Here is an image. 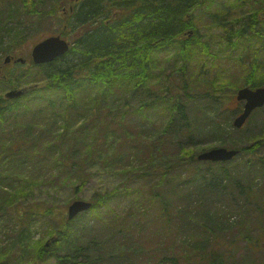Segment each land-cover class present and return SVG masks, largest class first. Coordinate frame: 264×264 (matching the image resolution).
Listing matches in <instances>:
<instances>
[{"label": "rangeland", "instance_id": "rangeland-1", "mask_svg": "<svg viewBox=\"0 0 264 264\" xmlns=\"http://www.w3.org/2000/svg\"><path fill=\"white\" fill-rule=\"evenodd\" d=\"M34 1L41 6L32 14L26 12L20 0H8L18 3V9H14L18 12L14 13L15 20L7 21L13 27L11 32L1 34L0 38L1 97H5L12 88L31 84L45 86V76L41 70L30 67L31 76L28 69L36 43L46 36L59 33L73 41L72 29L62 32V28L64 21L67 23L69 8L76 1ZM203 2L205 4L195 8L192 13L197 30V40L193 41L192 46L196 50L190 52L188 59L180 55L182 52L178 43L152 52L145 77L146 88L153 92L159 89L158 84H165L164 76L170 74L168 83L175 84L181 83L180 74L190 73L191 91L198 96L187 105L190 115L188 125L192 126V132H189L190 137H182L183 153L199 154L217 146L244 148L264 134V107L252 114L242 129L237 130L233 126L235 115L243 107L242 102L236 100L237 90L246 85L250 62L256 59L260 62L264 57V0ZM10 5L0 0L2 16ZM54 6V12L42 14ZM221 6L226 9V15L221 17V21H227L224 26L213 24L212 15ZM261 9L260 29L251 32L253 28L248 27L252 24H249V14ZM247 22L249 25L246 27ZM202 46L207 48L206 52H203ZM8 55L14 59L26 58L28 62L17 69L13 61L8 64L4 62ZM10 70L16 72L15 76L24 71L29 78L25 77L17 87L11 86L2 79L4 72ZM261 72L264 78V69H260ZM35 75H39L36 79L38 82ZM161 77L163 79L159 80ZM120 79L116 78L113 87L106 89L108 93L101 96L99 109L89 117V121L84 116L79 117L78 125L73 126L70 134L67 132V138L61 140L58 136H50L33 147L23 146L22 150H28L32 156L40 154L41 157H38L41 160L34 165L30 163L29 167L22 163L25 171H21L17 163L12 166L13 175L6 182L14 181V188L7 186L6 182V185L0 184L6 189L0 188L4 198L14 195L15 199L13 204L6 207L0 204V263L57 264L56 253L64 252L65 248L54 250L57 237H51L48 232L58 228L63 216L68 217L71 203L87 200L98 202V209L83 212L72 222L74 231L83 240L80 244H85L84 247L89 249L92 246L95 248L92 264H212L213 261L215 264H259L264 254L260 251L264 250V219L259 221L257 207L264 206V161L260 160L264 158V145L256 154L242 152L232 161L221 162L223 164L199 161L194 174L185 172L187 168H178L172 176L150 178L148 173L153 170V165H147L152 142L150 138L167 127L171 116L163 106L158 105L140 110L145 103H161L162 96L153 92L142 98L127 97ZM84 95H78L74 104L75 114L81 111L86 101L83 100ZM154 96L158 98L153 99ZM32 97L21 101L27 103ZM98 97L93 95L91 98ZM86 99L89 98L86 96ZM128 99L131 105L123 123H111L112 116L106 112L123 108ZM33 104H36V113L42 108L54 111L61 103L56 96L43 90L41 95H36ZM21 106L23 108L24 104ZM98 111L109 117L102 116ZM99 116L106 117L107 122ZM120 119L121 114L116 120ZM97 120L103 123H97V129L93 128L87 134L84 127L92 126ZM31 122L33 119L26 117L14 121L17 125ZM62 124L65 122L61 120L60 126ZM71 124L68 118L67 126ZM219 129L223 130V135H219L222 139L211 135V131L217 132ZM7 147L8 144H0L1 173H4L2 164L7 163L5 157L9 156L4 153ZM155 150L160 155L165 152L176 154L174 146L167 141L158 143ZM89 151L93 153L92 161L85 163L82 169L79 167L80 172H72L69 168L71 164L72 169L75 168L72 161L84 158ZM127 152L135 156L134 166L126 163V157L118 159V155H126ZM66 153L72 158L62 162V155ZM82 172L86 176L85 181L79 179ZM112 192L113 196L104 201L105 196ZM31 207L37 211L30 221L38 220L31 230H26L19 214L29 211ZM47 208L53 210V216L46 215ZM32 234L35 239H32ZM42 237L48 240L49 254L34 261L33 256L28 254L32 253L33 241ZM72 242V248L78 244V241ZM82 259L86 260L84 257Z\"/></svg>", "mask_w": 264, "mask_h": 264}, {"label": "trees", "instance_id": "trees-1", "mask_svg": "<svg viewBox=\"0 0 264 264\" xmlns=\"http://www.w3.org/2000/svg\"><path fill=\"white\" fill-rule=\"evenodd\" d=\"M4 2H7L9 5L11 3L13 6L10 5L9 8H6L7 12L4 16H2V12H0V38L2 36L1 34H8L11 32L13 27H11L7 21L8 19L15 20L14 13L18 12L17 10L14 11L15 8L18 9L17 2H8V0H4ZM20 2L23 7H25L26 12H31L32 14L37 12L41 6L40 3L35 4L34 0H20ZM204 4L205 2H203V0H79L78 3L74 4L73 9L69 10L67 23L64 21V26L62 28V32L69 30L68 27L72 29L73 38L75 40L73 49L51 63L35 65L31 61L29 65L28 69L31 76L32 69L30 67L39 68V70H41V74L45 76L43 78L46 82L45 86L38 87L39 85H36L37 87L32 89L30 93L13 100L0 96V144H8L4 153L9 155L5 157L7 163L2 164L4 173L0 172V184L4 183V185H6V183H8L7 186H12L14 188L13 180L17 181L16 179H12L13 182H6L9 177L13 175L11 173L12 166L17 163V167L21 171H25L21 167L22 163L29 167L30 163L35 164L41 160V158L39 159L38 157L40 154L32 156L28 150H22L23 146H27L28 148L33 147L51 138L50 136H58V139L61 140L67 138L73 126L78 125L79 117L84 116L86 120L89 121V117L94 115L96 109H99L101 96L108 93V90L114 85V80L119 77L122 81L121 87H124L127 91V97L139 96L142 98L148 93L150 96L153 92L154 95L160 94L162 96L161 103L157 101L145 103L140 107V110H143L146 106L147 108H153V106L158 105V107L163 106L171 116V122L167 127L162 130L161 133L156 136L153 135V137L150 138L152 142L147 154V165H153V170L148 173V175L151 176L150 178H166L168 175L172 176L178 168L181 170L187 168L188 170H185V172L190 171L191 174H194L195 169L198 168V154L182 152V137L188 138L191 136L189 132H192V126L188 125V122H190V115L187 111V105L193 98L198 96L193 95L191 91L193 87L188 79L190 77L191 80L190 73L186 72L180 74L181 83L175 84L168 83L171 78L170 74L164 76L166 79L165 84H158L159 89L153 92L151 89L146 88L145 77H147L146 73L150 65L149 60L152 52L162 51L178 43L180 51L182 52L180 55L188 59L190 52L196 50L195 47L192 46L194 44L193 41L197 40V30H195L193 24L192 17L194 14L192 13L195 8L201 7ZM221 7L222 8H219L216 14L212 15L215 21L213 24L218 25L217 23H219V25L224 26V22L227 21H221V17L223 18L226 15V9H224L225 6ZM262 9L264 10V6ZM262 9L260 11L258 10L256 13L251 11L252 15L249 14V24L256 22V26L254 25L255 27L252 26V24L249 25L248 22L246 23V27L249 25L248 27L253 28L251 32H258L260 29L258 23L262 22ZM55 10L56 6L45 10L46 12L44 11L45 13L43 12L42 14L46 15ZM192 28H194L193 33L190 31ZM241 33L242 32H240V34ZM202 47L204 50L203 52H206L205 50L207 48L205 46ZM1 50L0 48V51ZM263 61L264 57L260 62H258L257 59L250 62L251 67L246 75V85L251 87L264 86V78L261 76L262 72L259 73L260 69H264ZM2 63L3 62H1V68ZM15 66L19 69L22 68L24 64L18 63ZM7 72H4L5 74L2 79L6 83H11V86L14 87L19 86L24 78L28 76L24 71H22L19 76H15L16 72L14 70ZM256 73L258 74L256 75ZM35 76L34 78L36 80L39 75ZM161 79L163 78L161 77L159 80ZM36 82H38V80H36ZM103 86L105 91H102ZM43 90L56 96L61 104L59 108H55L54 111L50 112V110L47 111L42 108L35 113L34 107L36 104H33L34 99L36 95H41V91ZM80 94H85V99L83 100L86 101L82 105L81 111L75 114L74 104L77 102L78 95ZM31 95H33V99L28 100L27 103L21 101V99L27 100ZM93 95L99 97L91 98ZM86 96L89 99H86ZM157 98V96L153 97V99ZM22 104H24L23 108L21 106ZM130 105L131 103H129L128 99L127 103L123 105V108L120 109V107H117V111L115 112H106V114L112 116L110 122L114 124L120 122V124H122L126 118V112L129 111ZM98 112L102 113L100 111ZM106 114L103 115L102 113V116ZM120 114L121 119L117 121L116 119ZM106 116L109 117L108 115ZM24 117L33 119V122L28 124L21 123L20 125L14 123V121L21 120V118ZM68 118L72 121L70 126H67ZM98 118L103 119L104 122L108 120L106 117L102 118L99 116ZM61 120L65 122L62 126H60ZM103 121L97 120L92 126L86 125L84 127L85 132L89 134L93 128H96L97 123H103ZM208 121L212 122L210 118H208ZM6 123H8V125ZM10 124H13V126ZM206 126L208 127L209 125L206 124ZM67 132H69L68 135H66ZM211 135L222 139L219 135H223V130L219 129L217 132L211 131ZM165 141L170 142L174 146V149H176L175 155L172 152L170 154L165 152L161 155L159 151L156 152L155 146ZM263 145L264 134L259 139L254 140L248 147L242 148L233 146V148L239 149V155L242 152L256 154L257 150L263 148ZM16 147H19V149ZM127 147L130 148V146ZM92 154L93 153L89 151L84 158H75L78 161H72L75 164V168L72 169L71 166L73 165L71 164V166L69 165L70 170L76 173L80 172L81 170L79 167L82 169L85 163L89 160L92 161L94 158ZM124 157L127 159L126 163L134 166L135 156L130 152H127L126 155H118V159L120 160H123ZM70 158L72 157L69 153L63 154L62 162L66 159L70 160ZM260 160L263 162L264 158ZM204 163L213 164L214 162ZM187 164H190V166ZM220 164L223 163L220 162ZM85 178L86 176L83 175V172L80 173L79 179L85 181ZM0 188L5 189V187L2 188L1 186ZM17 193L20 194V192ZM0 195L2 198L0 204L3 203V206L6 207L8 204L14 203V195L7 198H4L3 192H0ZM111 196H113V192L107 194L104 201ZM248 197L250 199L251 196L249 195ZM257 207L258 215H260L259 221L262 222L264 219V206L259 205ZM97 209L98 202H93L91 210L95 211ZM36 211L37 209L35 207H31L29 211H24L19 214L20 221H24V229L31 230L36 224L35 222L38 219H35L34 222L30 221L36 215ZM45 211L48 216L54 215L52 209L47 208ZM76 218L69 220L68 217L66 218V216H63L58 223V228L56 230L52 228L51 231L48 232L51 237H57L53 245L54 250L65 248L64 252L58 253L60 252L58 251L56 253L58 258L57 264H92L91 259L94 255L95 248L92 246L89 249L84 247L85 244H80V241L83 240L77 234L78 232L74 231L72 222ZM34 236L35 235L32 234V239ZM41 239H44V241ZM41 239L33 241L32 253L28 254H31V257L33 256L34 261L49 254L48 240H45L43 237ZM72 241H78V244L73 248ZM27 248H29L28 243ZM260 251L264 253V250ZM262 256L263 259L259 264H264V254H262ZM83 257L86 258V260H83ZM26 263L28 262L26 261ZM211 263L215 264V261Z\"/></svg>", "mask_w": 264, "mask_h": 264}, {"label": "water", "instance_id": "water-1", "mask_svg": "<svg viewBox=\"0 0 264 264\" xmlns=\"http://www.w3.org/2000/svg\"><path fill=\"white\" fill-rule=\"evenodd\" d=\"M70 49V43L61 36H50L36 44L32 50L33 60L37 64L47 63L64 55ZM11 57H6L5 62H10ZM18 61L25 62L26 59L18 58ZM26 89L10 90L6 96L15 98L24 95ZM238 101H245L243 111L235 118L234 125L236 128H242L253 111L264 106V87L256 89L251 87H243L237 93ZM239 150L230 149L227 147H216L204 151L198 155L199 160L210 161H228L233 159ZM92 202L86 200H76L68 207V218L72 220L83 211L89 210L92 207Z\"/></svg>", "mask_w": 264, "mask_h": 264}, {"label": "flooded vegetation", "instance_id": "flooded-vegetation-1", "mask_svg": "<svg viewBox=\"0 0 264 264\" xmlns=\"http://www.w3.org/2000/svg\"><path fill=\"white\" fill-rule=\"evenodd\" d=\"M73 6H74V5H72V6L69 8V10H72V9H73ZM63 11H65V9H64ZM66 28H67V26H66ZM68 29L70 30V27H68ZM190 30H192V29H190ZM193 30H194V29H193ZM59 35L62 36V37H64L61 33H59ZM72 37H73V36H72ZM64 38H65V37H64ZM66 39H67V38H66ZM72 39H73V41L67 39V40L70 41V43L72 44L71 49H73V47L75 46V40H74V38H72Z\"/></svg>", "mask_w": 264, "mask_h": 264}]
</instances>
